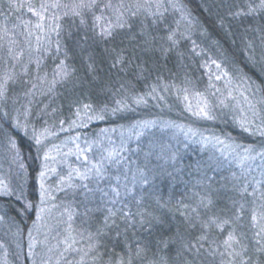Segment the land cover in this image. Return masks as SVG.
Instances as JSON below:
<instances>
[{"label":"trees","instance_id":"trees-1","mask_svg":"<svg viewBox=\"0 0 264 264\" xmlns=\"http://www.w3.org/2000/svg\"><path fill=\"white\" fill-rule=\"evenodd\" d=\"M32 7L47 8L56 19L37 76L47 77L50 85L29 99L19 96L20 84H11L9 96H22V108L28 106L43 126L61 129L81 115L98 120L96 130L127 125L130 113L137 118L155 110L152 100L133 106L137 99H149L154 89L161 94L158 100L167 99L166 89L184 100L211 87L218 74L224 82L227 74L239 83L250 82L264 104L261 0H28L18 8L11 0H0V23L28 20ZM11 101L9 97L0 106V133L14 142L18 157L14 188L0 194V223L9 237L24 239L36 218L40 162L35 144L2 112ZM225 116L217 131H231L244 142L241 124L231 113ZM159 135L149 132L137 144H128L129 152L119 150L117 170L106 169L119 180L118 193H109L106 205L96 194L90 200L79 190L58 194L55 203L77 234H86L87 244L93 245L85 254L101 264H221L231 235L242 242L251 238L253 261L264 264L250 202L257 196L252 186L238 192L244 188L241 177L236 189L229 184L236 165L227 162L219 170L205 164L211 147L191 148L176 164L165 165L149 147ZM4 239L8 242L0 234V242ZM10 259L7 264H19ZM21 262L29 264L27 252Z\"/></svg>","mask_w":264,"mask_h":264},{"label":"rangeland","instance_id":"rangeland-1","mask_svg":"<svg viewBox=\"0 0 264 264\" xmlns=\"http://www.w3.org/2000/svg\"><path fill=\"white\" fill-rule=\"evenodd\" d=\"M11 1L18 8L28 0ZM32 8L34 15L28 20L0 23V106L10 97V105L6 104L7 109L3 107L4 116L11 118L16 130L35 144L40 162L39 201L36 205V218L24 239L18 235L9 237L4 232L5 225L0 223V234L8 238V242L6 239L0 242V264H7L10 255L21 264L26 252L29 264H101L98 258L85 254V251L92 250L93 245L87 244L86 240L89 239L86 234H77L76 227L66 218L65 210L55 203L56 198L59 193L70 189L81 191L90 200L96 194L101 205L109 203V193L117 195L115 185L120 182L106 169L110 165L117 170L114 161L121 160L119 150L124 148L129 152L127 145L137 144L149 132L160 134L151 141L149 147L165 165L176 164L191 148L199 150L208 147L212 148L211 155L205 164L219 170L227 168V162L236 165L238 170L230 175L229 184L236 189L239 184L237 180L240 177L245 179L244 188L239 193L247 186H252L253 194L257 196L250 201L255 210L252 221L256 242L259 246L263 245L264 216L261 211L264 205V104L255 97L253 85L247 81L239 83L229 74L224 82L218 74L211 87L195 95H188L184 100L174 90L168 89L164 91L167 99L158 100L161 94L154 89L149 99H137L133 106H145L152 100L155 110L137 118L130 113L133 116L127 125L114 128L101 126L96 130L93 126L98 120H90L81 115L61 129H51L34 119L28 106L22 108L23 97L30 99L35 92L50 85L46 84L47 77L43 81L37 76L40 54L45 45H51L56 19L51 12L47 13V8H42L41 11V7ZM259 72L264 77V66ZM11 84L23 87L19 94H23V97L16 99L18 96H9ZM25 84L29 86L26 93ZM125 107L129 109L130 106ZM226 113L228 116L231 113L241 124L239 128L244 132V142L231 131H217L218 120L226 118ZM11 141L0 133L1 195L10 194L14 188L13 173L18 156L15 144ZM41 173L44 174L43 177ZM133 178L142 185L145 182L140 177ZM232 195L237 196V193L233 191ZM240 219L241 215L237 214L235 220ZM84 242L86 246H83ZM225 245L227 251L224 250L228 254L225 255L226 258L222 257L221 264H256L250 247L251 238L242 242L238 236Z\"/></svg>","mask_w":264,"mask_h":264},{"label":"snow or ice","instance_id":"snow-or-ice-1","mask_svg":"<svg viewBox=\"0 0 264 264\" xmlns=\"http://www.w3.org/2000/svg\"><path fill=\"white\" fill-rule=\"evenodd\" d=\"M261 6L262 7H264V0H261ZM30 11H34L33 9H30ZM43 173H41V176L43 177ZM235 239V237H233V236H229V238H228V241H232V240H234ZM228 241H225V243H228Z\"/></svg>","mask_w":264,"mask_h":264}]
</instances>
